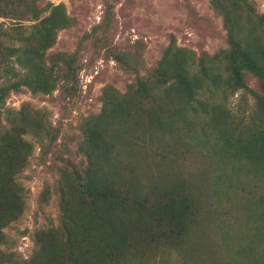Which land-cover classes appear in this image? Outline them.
I'll return each mask as SVG.
<instances>
[{
	"label": "rangeland",
	"instance_id": "1",
	"mask_svg": "<svg viewBox=\"0 0 264 264\" xmlns=\"http://www.w3.org/2000/svg\"><path fill=\"white\" fill-rule=\"evenodd\" d=\"M252 1L264 12V0ZM48 2L65 3L73 23L58 32L46 57L51 64L58 53L70 54L79 69L61 78L65 66L60 63L52 93L23 86L1 105L7 127L27 103L46 111L55 135L26 136L32 152L16 175L26 204L4 227L1 251L16 255L13 264H69L36 252L42 248L41 230L58 229L54 238L64 249L65 216L70 213L85 243L101 241L104 249L124 253L119 264H264V170L238 169L247 161L223 155L219 130L203 113L171 133L144 126L118 138L112 170L135 179L136 187H118L131 201L104 210L89 226L91 233L86 215L93 212L87 202L88 208L80 210L82 196L70 175L87 167L82 127L86 117L102 110L107 85L125 92L136 84V73L122 67L117 53L138 55L145 74L156 68L173 38L198 54L213 55L228 46L223 16L212 0H40V6ZM0 4L5 13L0 16L1 84L17 80L23 71L14 56L6 60V47L17 45L16 33L34 21L19 14L26 7L18 1ZM247 82L263 93L258 78L247 74ZM213 97L242 128L259 113L250 89L233 95L219 90ZM86 263L76 254L70 264Z\"/></svg>",
	"mask_w": 264,
	"mask_h": 264
},
{
	"label": "trees",
	"instance_id": "2",
	"mask_svg": "<svg viewBox=\"0 0 264 264\" xmlns=\"http://www.w3.org/2000/svg\"><path fill=\"white\" fill-rule=\"evenodd\" d=\"M15 1L26 7L19 14L34 23L26 25V31L19 36L16 33L17 45L6 47V60L14 56L23 71L16 74L17 80L0 84V248L5 240L4 227L21 214L26 204L23 188L16 180L32 152L26 136H55L46 111L27 103L14 113L16 117L10 119L7 127L1 120V105L10 92L23 86L35 93H52L60 80L57 74L60 63L65 66L61 78L74 76L79 69L70 54L58 53L51 64L46 57L58 32L73 23L65 3L48 2L40 6V0H6V4L12 6ZM212 4L223 16L228 33V46L217 53L198 54L179 46L173 38L156 68L145 74L142 73L144 61L135 53L115 55L123 68L136 73V84L125 92L107 85L102 110L86 117L82 127L81 149L87 157V167L70 174L77 185L75 190L82 196V204L87 202L93 212L86 215L90 233L93 219L131 201L129 194H121L118 187H136L135 179L112 170L116 143L128 130L136 132L139 127L147 126L151 132L171 133L181 123L193 120L192 116L203 113L219 130L223 155L247 161L239 164L238 169L264 170V12H259L252 0H212ZM3 10L0 4V16L5 14ZM247 74L258 78L263 93L249 87ZM241 89H250L255 94L259 111L256 118L252 117V123L243 127L245 130L230 119L225 104L213 97L219 90L233 95ZM83 207L80 210L88 208L86 204ZM77 216L81 221L83 214ZM64 226L63 234L67 235L64 249L54 238L58 229L39 231L42 248L36 252L38 257L43 252L53 260L70 264L76 254H82L86 264H119L124 253L104 249L101 241H94L92 246L85 243L70 213L65 216ZM15 260L14 253L0 249V264H13Z\"/></svg>",
	"mask_w": 264,
	"mask_h": 264
}]
</instances>
